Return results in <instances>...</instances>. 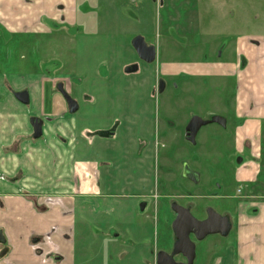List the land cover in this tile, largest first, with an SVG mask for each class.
<instances>
[{"label": "rangeland", "instance_id": "rangeland-1", "mask_svg": "<svg viewBox=\"0 0 264 264\" xmlns=\"http://www.w3.org/2000/svg\"><path fill=\"white\" fill-rule=\"evenodd\" d=\"M14 5L18 6L17 1ZM84 9L91 14L82 13V19L99 16L101 22L97 35L89 34L84 39L78 38L75 29L67 31L61 22L52 19L44 21L52 27L50 36L7 39L0 28V72L12 71L10 67L16 63L29 64L37 68V73L49 75L51 71L53 76L68 78L74 83L77 98L85 93L98 97L85 105L82 124L93 131L112 124L117 125V131L113 138L86 141L84 156L106 164L112 190L87 200L95 212L87 218L91 226L80 225V236L83 240L89 232L95 235V264H108V253L123 249L129 256L124 260L111 258L109 264H146L151 248L152 253L162 251L159 248L170 253L173 248V202L190 207L196 218L204 219L208 209L221 214L223 204L228 203L226 211L234 214L237 202L242 201L221 202L219 196L225 192L221 190L226 179L222 170L228 173L229 167L233 171L240 156L231 147L232 136L228 133L235 121L237 78L225 81L223 76H192L178 81L174 76H162L163 65L175 61L194 63L203 56L218 63L215 53L224 40L223 44L228 40L229 46L224 48L221 63H231L230 59L235 60L242 48L239 39L254 44L264 37V0H165V4L159 0H99ZM94 24L97 27L98 20ZM136 34L155 42L157 60L141 75L125 76L121 67L135 56L127 49L130 37ZM160 78L167 82L163 92L157 90ZM177 81L178 86L171 85ZM56 82L60 80L53 81L52 89ZM9 88L14 91L11 85ZM55 93L67 106L63 94L58 89ZM224 108L229 109L227 129L210 124L201 129L196 144L185 140L190 118H207L223 113ZM142 142L147 148L140 157L136 153ZM185 164L200 174L199 183L183 177ZM60 168V173L69 171L65 166ZM50 171L52 176L57 174L54 167ZM32 173L40 174L35 170ZM228 190L239 195L235 183ZM145 203L148 206L142 212ZM146 219L148 226L141 231L137 224ZM110 227L116 228L121 237H107ZM224 239L210 235L197 242L194 264H211L212 256L222 252Z\"/></svg>", "mask_w": 264, "mask_h": 264}, {"label": "crops", "instance_id": "crops-1", "mask_svg": "<svg viewBox=\"0 0 264 264\" xmlns=\"http://www.w3.org/2000/svg\"><path fill=\"white\" fill-rule=\"evenodd\" d=\"M15 1L18 6L14 5ZM98 1L0 0V28L7 39L22 35H29L27 38L50 36L52 27L46 26L44 21L52 19L61 22L67 31L75 29L78 38L84 39L89 34L97 35L99 31L96 30L101 28L99 16L94 20L91 16L86 20L81 18L82 13L85 16L91 14L84 8ZM56 6L60 7L58 11ZM97 20L99 24L95 27ZM89 29L91 33H88ZM135 36L137 34L130 37L128 43L127 50L132 53L131 40ZM146 40L155 44L153 40ZM239 41L242 48L238 49L235 60L230 59L231 63H221L222 57L220 62L206 66L181 67L167 63L162 71V76L184 72L195 76H223L225 81L237 78V97L233 106L235 121L228 133L232 136L231 147L243 159L233 171L229 167L228 173L222 170L226 179L221 190L225 192L219 196L221 202L242 201L237 202L234 214L231 210L226 211L229 203L222 206L221 214L229 216L232 229L222 241V252L212 256L211 264H264V37L254 44L243 39ZM242 57L246 60L244 67L240 65ZM131 60L121 67L122 74L141 75L147 66H140L133 73L126 71ZM10 69L12 71L0 72V231L6 239L4 245L0 244V253L5 248L8 250L4 257H0V264H95L92 260L95 235L89 232L88 238L82 240L80 225L91 226L87 218L93 216L95 208L87 200L110 189L111 172L105 163L85 158L86 141L99 137L97 133L100 131L84 126L81 117L86 113L85 105L98 97L86 93L81 99L75 97L74 83L68 78L53 76L51 71L49 75L37 73L36 67L20 63ZM54 80H60L77 102L75 113L69 111L68 104L66 106L61 98L57 99L55 89L59 82L52 89ZM24 91L29 94L28 104H23L15 96ZM55 110L58 111L55 113ZM228 112L229 109L224 108L220 113L228 119L227 125ZM35 117L43 121L40 137H35L30 124ZM111 126L101 129L106 131ZM139 147L136 154L141 157L147 147L143 142ZM61 166L68 167L69 171L60 173ZM52 167L57 172L53 176ZM32 170L40 174L35 175ZM231 182L236 184V192L241 190L239 195L229 193ZM147 206L146 203L142 212ZM147 219L137 224L141 231L148 226ZM106 235L112 239L121 237L114 227H110ZM151 250L146 264L156 262L158 251L152 253ZM113 252L108 253V264L111 258L124 260L129 256L127 249L116 254Z\"/></svg>", "mask_w": 264, "mask_h": 264}, {"label": "water", "instance_id": "water-1", "mask_svg": "<svg viewBox=\"0 0 264 264\" xmlns=\"http://www.w3.org/2000/svg\"><path fill=\"white\" fill-rule=\"evenodd\" d=\"M132 44L140 58L144 61L151 63L156 59V47L149 46L142 36H137ZM58 88L68 103L69 111L75 113L78 110L77 102L67 93L63 84H60ZM15 96L23 104L29 103L27 91L16 93ZM192 123L186 129V137L188 141L195 143L196 135L201 125L218 123L225 126L227 120L221 116H214L211 120L201 121L196 127H193ZM34 129L35 137H40L42 134V123L39 122L37 126L34 125ZM115 130L116 128L114 127L112 130L100 131L97 135L102 138H110L115 135ZM237 163L239 164L240 162L237 161ZM183 177L194 183L200 182V174L194 171L188 164L184 165ZM144 207L145 205H142L141 209L144 210ZM172 210L177 214L172 224L175 238L173 248L170 253L165 251L158 252L156 257L157 264H194L197 249L196 242L203 241L210 235L227 237L232 229V222L229 216L222 215L212 208L208 209L207 217L204 220L196 218L190 208L183 207L177 202H173ZM113 235L117 236L116 233ZM192 236L195 240H193ZM5 243L6 239L2 231H0V244L4 245ZM7 252L6 248L2 250L0 257H4ZM178 255H182L186 259V262H178L176 260Z\"/></svg>", "mask_w": 264, "mask_h": 264}, {"label": "flooded vegetation", "instance_id": "flooded-vegetation-1", "mask_svg": "<svg viewBox=\"0 0 264 264\" xmlns=\"http://www.w3.org/2000/svg\"><path fill=\"white\" fill-rule=\"evenodd\" d=\"M159 2H161V4H164V0H159ZM138 36H140V35H138ZM137 36H135L134 38H132V41H131V47H132V49H133V52H134V58H132L133 59V61H132V63H131V65L130 66H128L127 68H126V71L127 72H130V73H133L134 71H137L138 70V68L141 66H152L154 63H156V60H157V56H158V51H157V47H156V45L155 44H150V43H148L147 42V40L144 38V40H145V42L149 45V46H154V47H156V59L153 61V62H151V63H148V62H146V61H144L143 59H141L140 58V56H139V54L137 53V51L135 50V48L133 47V44H132V42H133V40L136 38ZM179 37V36H178ZM225 41V40H224ZM223 41V42H224ZM223 42H222V44L219 46V48L217 49V51H216V53H215V57H216V59H220L221 57H222V54H223V51H224V48H226V46L229 44L228 43V40H226V42L223 44ZM212 62H214V61H211L207 56H203L201 59H200V61H198V62H194L193 63V61L192 62H183V63H181V62H177V61H175V62H170V63H174V64H176V65H179V66H181V67H183V66H191V67H194L195 65H203V66H206V65H209V64H212ZM246 64V60H245V58L244 57H242L241 58V63H240V65H241V67H244V65ZM195 77V75H191V74H185L184 72H182V73H179V74H177V75H174V79H176V80H183V81H187V80H189V78L190 77ZM199 76H201V77H203V78H206V77H208V75H199ZM199 76H196V77H199ZM166 77H169L168 75L166 76ZM178 81L177 82H172V84L171 85H176V86H178ZM60 84H63V83H58L57 84V89L59 90V85ZM166 86H167V82L163 79V78H160V79H158V81H157V90H159L160 92H163L165 89H166ZM63 87H64V84H63ZM64 89H65V87H64ZM154 91H155V89H154ZM71 96V95H70ZM214 116H221V117H223V118H225L226 120H227V123H226V125L225 126H222L221 124H218V123H210V124H216V125H219L221 128H223V129H227V127H228V119L225 117V116H223L222 114H219V113H214V114H210L209 116H207V118H204V117H197V116H194V117H192V118H190L189 119V121L187 122V124H186V126H185V134H184V137H185V140L186 141H188L187 140V137H186V129H187V127L190 125V123H192V126L193 127H196L197 126V124L199 125V123L201 122V121H207V120H211ZM200 119V120H199ZM37 120H38V122H37ZM39 122H41L42 123V126H43V121L41 120V119H39V118H37V117H35V118H32V120H31V123H32V126H33V128H34V125L35 126H37L38 125V123ZM210 124H207V125H210ZM207 125H201V127H200V129L198 130V133H197V135H196V142H197V138H198V134L200 133V131H201V129L204 127V126H207ZM116 128V130H115V134H116V131H117V125H115V126H111V128H109V130H112L113 128ZM42 129H43V127H42ZM34 132H35V129H34ZM42 135V134H41ZM40 135V136H41ZM112 137H114V136H112ZM188 142H190V141H188ZM196 142L195 143H192V142H190V143H192V144H196ZM238 154V153H237ZM240 156H238L237 157V161H240V160H242L243 159V157L241 156V154H239ZM189 181H191V180H189ZM192 182V181H191ZM194 183V182H193ZM197 184V183H196ZM111 190L112 189H109L108 191H110L111 192ZM173 204V203H172ZM142 205H146V203L145 204H142ZM180 205V204H179ZM182 206V205H181ZM184 207V206H183ZM171 208H172V206H171ZM186 208H190V207H186ZM191 209V208H190ZM191 212H192V210H191ZM175 215H176V217H177V214L175 213ZM222 215H224V214H222ZM176 219V218H175ZM204 219H206V218H204ZM204 219H200V220H204ZM192 238H193V240H195L194 239V237L192 236ZM172 251V250H171ZM180 259V260H179ZM176 260L178 261V262H186V259L182 256V255H178L177 257H176Z\"/></svg>", "mask_w": 264, "mask_h": 264}, {"label": "built area", "instance_id": "built-area-1", "mask_svg": "<svg viewBox=\"0 0 264 264\" xmlns=\"http://www.w3.org/2000/svg\"><path fill=\"white\" fill-rule=\"evenodd\" d=\"M239 192H241V190H239Z\"/></svg>", "mask_w": 264, "mask_h": 264}]
</instances>
